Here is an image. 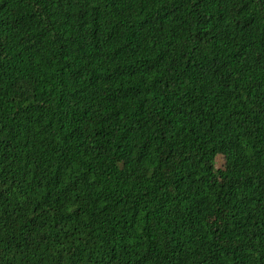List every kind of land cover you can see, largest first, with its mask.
Instances as JSON below:
<instances>
[{
	"label": "trees",
	"instance_id": "16d2710c",
	"mask_svg": "<svg viewBox=\"0 0 264 264\" xmlns=\"http://www.w3.org/2000/svg\"><path fill=\"white\" fill-rule=\"evenodd\" d=\"M0 264H264V0H0Z\"/></svg>",
	"mask_w": 264,
	"mask_h": 264
},
{
	"label": "rangeland",
	"instance_id": "374dc122",
	"mask_svg": "<svg viewBox=\"0 0 264 264\" xmlns=\"http://www.w3.org/2000/svg\"><path fill=\"white\" fill-rule=\"evenodd\" d=\"M221 163V159L219 160V164Z\"/></svg>",
	"mask_w": 264,
	"mask_h": 264
}]
</instances>
